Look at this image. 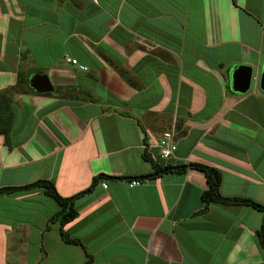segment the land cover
I'll use <instances>...</instances> for the list:
<instances>
[{"label": "crops", "instance_id": "0c3cea01", "mask_svg": "<svg viewBox=\"0 0 264 264\" xmlns=\"http://www.w3.org/2000/svg\"><path fill=\"white\" fill-rule=\"evenodd\" d=\"M238 65L256 70L246 94L231 90ZM263 66L264 0H0V90L19 71L59 89L17 96L0 188L46 179L69 198L110 177L63 227L83 246L62 239L60 207L41 190L1 195L0 264H264L263 215L206 205L203 172L129 185L154 172L147 151L162 167L216 168L221 195L264 205ZM172 128L177 152L161 159L152 140ZM54 227L60 238L46 240Z\"/></svg>", "mask_w": 264, "mask_h": 264}, {"label": "trees", "instance_id": "16d2710c", "mask_svg": "<svg viewBox=\"0 0 264 264\" xmlns=\"http://www.w3.org/2000/svg\"><path fill=\"white\" fill-rule=\"evenodd\" d=\"M233 4L236 5V0H232ZM121 76L131 85H135L134 82L131 81L121 69L119 70ZM34 73H29L28 75L23 71H19L17 83L4 90L0 91V136L5 138V144L8 146L9 150L13 149V144L11 143V136L12 130L15 121V111L13 108V99L10 98V93H17V94H36V95H53L55 91L58 93V88L54 90V93H46V94H37L35 93L28 84L29 78ZM62 89V88H60ZM69 89V88H68ZM70 91V90H69ZM55 93V94H56ZM145 160L149 161L152 166L154 172L143 176L142 178H131L129 181L132 180H149L160 177L163 174L167 173H174V174H184L188 170H198L203 172L205 178L208 183V189L205 190L202 195L201 199L206 204L209 205L211 203H217L223 206H248L251 207L263 215L262 224L260 229L256 233L257 241L259 247L264 250V205L250 199V198H242V197H225L220 193V186L222 182V176L218 169L198 163H190L187 165L182 166H160L158 165L145 151L144 154ZM108 179L110 177L105 175H100L98 178L94 179L91 186L86 190L72 196L69 198H65L59 194L57 191L54 183L51 180H37L33 183L24 185V186H14V187H4L0 188V197L3 194H12L17 192H31L35 190H41L44 195L53 199L60 207L59 211L51 218L52 221H59L60 223V235L62 239L72 245H81L83 244L78 239L70 238V236L63 230V227L68 224L69 222L73 221L77 218L78 212L75 208V202L80 197L91 193L97 183L102 179ZM114 179V178H113ZM92 258L90 256L87 257V261L84 264H91Z\"/></svg>", "mask_w": 264, "mask_h": 264}, {"label": "water", "instance_id": "95a60500", "mask_svg": "<svg viewBox=\"0 0 264 264\" xmlns=\"http://www.w3.org/2000/svg\"><path fill=\"white\" fill-rule=\"evenodd\" d=\"M256 80L254 68L248 65L234 66L231 72V90L237 94H246ZM29 87L37 94L53 93L54 86L47 74L36 73L28 80ZM264 92V66L259 79Z\"/></svg>", "mask_w": 264, "mask_h": 264}, {"label": "built area", "instance_id": "2783aa9c", "mask_svg": "<svg viewBox=\"0 0 264 264\" xmlns=\"http://www.w3.org/2000/svg\"><path fill=\"white\" fill-rule=\"evenodd\" d=\"M65 60L67 63L77 66L80 70L84 71L87 69L85 66L81 65L77 59L66 57ZM152 143L158 148V156L161 159H171L175 156L178 149L175 129L172 128L164 131L158 139L152 140ZM140 183L141 181L139 180H132L129 182V185L130 187H133L139 185ZM102 185L104 188H107V184L105 182Z\"/></svg>", "mask_w": 264, "mask_h": 264}, {"label": "rangeland", "instance_id": "374dc122", "mask_svg": "<svg viewBox=\"0 0 264 264\" xmlns=\"http://www.w3.org/2000/svg\"><path fill=\"white\" fill-rule=\"evenodd\" d=\"M22 52H23V54H24V49H22ZM230 56V54H226V53H224L223 54V61H225V59H227V57H229ZM227 63V62H226ZM254 72H255V74H256V70H254ZM54 90H56V88L54 87ZM253 90V84H252V87H251V89H250V92ZM1 91V90H0ZM57 91H55V93H56ZM54 93V94H55ZM19 94H17V93H10V98L11 99H13V108H14V111H16V109H15V106H16V100H17V96H18ZM60 95H62V96H64V97H71L72 96V94H70V92H68V91H61L60 92ZM47 235H46V240H53V239H55V238H60V235H59V232H58V229L57 228H53L52 229V232H47L46 233ZM81 246V245H80ZM54 260H55V258H54ZM86 261H87V257H86V260H83L82 261V264H84V263H86ZM53 263H55V261L53 262Z\"/></svg>", "mask_w": 264, "mask_h": 264}]
</instances>
